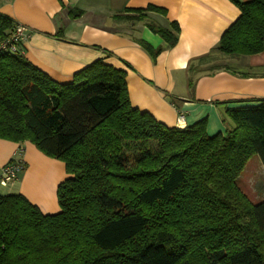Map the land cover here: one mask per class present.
Listing matches in <instances>:
<instances>
[{
	"label": "trees",
	"instance_id": "obj_1",
	"mask_svg": "<svg viewBox=\"0 0 264 264\" xmlns=\"http://www.w3.org/2000/svg\"><path fill=\"white\" fill-rule=\"evenodd\" d=\"M235 5L240 16L216 52H263L264 0ZM149 12L166 15L149 5L112 19L158 35L157 48L136 40L155 62L179 27ZM14 24L0 15V44ZM22 44L0 51V140L33 144L67 178L55 214L0 195V264H264V201L251 204L236 184L252 156L264 169V100L225 110L224 134L208 136L205 120L169 128L131 106L124 71L96 61L59 84L23 57Z\"/></svg>",
	"mask_w": 264,
	"mask_h": 264
},
{
	"label": "crops",
	"instance_id": "obj_2",
	"mask_svg": "<svg viewBox=\"0 0 264 264\" xmlns=\"http://www.w3.org/2000/svg\"><path fill=\"white\" fill-rule=\"evenodd\" d=\"M245 1L0 0V15L26 27L23 57L53 81L67 84L75 73L101 61L125 72L133 108L169 128H184L205 120L206 133L213 136L225 132V110L264 100V51L231 58L215 50L222 34L240 16L235 2ZM149 5L166 12L165 16L149 12L146 15L150 20L164 28L174 22L179 27L175 46L161 52L155 62L136 40L157 48L163 46L162 39L141 23L129 25L112 19L125 9ZM71 11L80 15L71 18ZM207 56L198 66L200 72L192 76V90L189 66ZM219 60L233 64L234 71L224 63L218 65ZM213 66L221 69L210 71ZM179 115L184 119L181 126ZM15 158L23 163L22 175L2 188L0 194L14 191L41 213H57L56 189L67 177L64 165L29 142L0 140V168ZM52 168L55 173H50Z\"/></svg>",
	"mask_w": 264,
	"mask_h": 264
},
{
	"label": "rangeland",
	"instance_id": "obj_3",
	"mask_svg": "<svg viewBox=\"0 0 264 264\" xmlns=\"http://www.w3.org/2000/svg\"><path fill=\"white\" fill-rule=\"evenodd\" d=\"M228 59H231V58H228ZM216 63H219L218 65H223L224 63L226 66L229 67L230 71L232 72L234 71L233 64H231L230 62L219 60ZM190 74H191V79H192V76H194L193 71L190 72ZM54 160L58 161L59 163H62L60 160H57V159H54ZM53 169L54 168L51 169L50 173L52 172L55 173L56 170L54 171ZM21 175H22V172L19 173V176ZM236 184L239 190L245 195V197L250 201L251 204H258L264 201V169L257 155L252 156L248 160L239 178L237 179ZM1 189L2 188H0V192H4L3 190L1 191ZM12 194H15L14 191L9 193V195H12Z\"/></svg>",
	"mask_w": 264,
	"mask_h": 264
},
{
	"label": "built area",
	"instance_id": "obj_4",
	"mask_svg": "<svg viewBox=\"0 0 264 264\" xmlns=\"http://www.w3.org/2000/svg\"><path fill=\"white\" fill-rule=\"evenodd\" d=\"M28 37L25 26L15 23L13 30L7 42L0 44V51H4L9 45L16 43H24ZM178 125L184 124L182 115L177 119ZM23 170V163L19 159H11L6 165L0 168V188L7 187L17 181L19 173Z\"/></svg>",
	"mask_w": 264,
	"mask_h": 264
}]
</instances>
